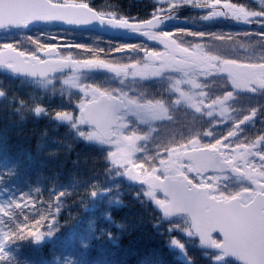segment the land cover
Masks as SVG:
<instances>
[{
    "label": "snow or ice",
    "instance_id": "obj_1",
    "mask_svg": "<svg viewBox=\"0 0 264 264\" xmlns=\"http://www.w3.org/2000/svg\"><path fill=\"white\" fill-rule=\"evenodd\" d=\"M97 26L135 39L70 38ZM0 30V70L34 86L0 88V264H264V0H0ZM61 128L100 167L62 180Z\"/></svg>",
    "mask_w": 264,
    "mask_h": 264
},
{
    "label": "trees",
    "instance_id": "obj_2",
    "mask_svg": "<svg viewBox=\"0 0 264 264\" xmlns=\"http://www.w3.org/2000/svg\"><path fill=\"white\" fill-rule=\"evenodd\" d=\"M94 3L98 7H104L107 4H118L120 8L128 14H140L144 16L151 11V7L155 3V0H94ZM183 15H194V13L185 12L183 13ZM215 29L216 28H213L212 30ZM2 36L3 32L0 31V37ZM70 38H74L80 42H101L100 37L88 31H77L75 33H71ZM97 38L99 39L97 40ZM104 42H107V40H104ZM153 87H155V85H153ZM0 88L5 89L9 93V96H11L13 93L25 94L29 91H32L34 86L22 82L20 80L9 79L3 74V70H0ZM6 103L7 101H5L4 98H0V126H2L4 118H8L12 121L18 120V117L11 113L10 108L8 109V111H4V106ZM181 115V113H177L178 117ZM33 126L34 125L32 124V122H28L26 125V129H31ZM37 127H43V122H41L40 125H38ZM54 136L63 137L64 129L61 128L57 132H50L48 138V147L45 149V152L51 151L53 149H59V154L57 156L48 157V160L50 162L58 163L59 161H66L65 167L62 170V180H67L68 174L73 170L77 171L79 174L82 175H89L91 169L100 167V164H94L92 160V157L94 155L92 150L85 147L83 144H78L75 145L72 149H68L66 144L61 145L55 143L52 139V137ZM65 140H67L66 137ZM32 147L33 151H35L34 142ZM77 159L78 163L74 165L72 161ZM32 179L35 180V174L32 175ZM122 191L123 195L121 198L123 199L126 207L122 208L120 215L130 217H138L140 215H144L146 218V211L141 207L138 202L135 201L132 196V193L127 190ZM72 211L75 213L76 211H78V209L73 208ZM125 243H128V241H125ZM192 254L196 257L197 264H204L203 258L201 257V254L198 249H193ZM40 255L44 258L50 259L52 256L51 245L43 248ZM148 257L153 260L161 261L163 262V264H176L174 258L165 249H156L154 251L150 250L148 252ZM132 264H135V259H133Z\"/></svg>",
    "mask_w": 264,
    "mask_h": 264
},
{
    "label": "flooded vegetation",
    "instance_id": "obj_3",
    "mask_svg": "<svg viewBox=\"0 0 264 264\" xmlns=\"http://www.w3.org/2000/svg\"><path fill=\"white\" fill-rule=\"evenodd\" d=\"M122 8H123V6H122ZM216 28H221L224 31H228V30L240 31V30H242L244 28V26L243 25H237L235 23H225V24H222V25H217ZM97 36L101 38V42H99L101 44V46H103L105 44L104 40H107V41L108 40H114V39L126 40V39H123V38H120V37H116V36H105V35H102V34H97ZM246 103H247L246 100L238 101V104L239 105H244Z\"/></svg>",
    "mask_w": 264,
    "mask_h": 264
},
{
    "label": "water",
    "instance_id": "obj_4",
    "mask_svg": "<svg viewBox=\"0 0 264 264\" xmlns=\"http://www.w3.org/2000/svg\"><path fill=\"white\" fill-rule=\"evenodd\" d=\"M88 30H92V31H95L99 34H105V35H108V36H112V35H116V36H119L121 38H125V39H128V38H135V37H132L130 34H125L123 32H117V31H105L104 29L100 28L99 26L95 27V28H90ZM1 31V30H0Z\"/></svg>",
    "mask_w": 264,
    "mask_h": 264
},
{
    "label": "rangeland",
    "instance_id": "obj_5",
    "mask_svg": "<svg viewBox=\"0 0 264 264\" xmlns=\"http://www.w3.org/2000/svg\"><path fill=\"white\" fill-rule=\"evenodd\" d=\"M216 27H217V26H216ZM183 119H184L183 115H181V116H179V117L177 116V120H178V121H182Z\"/></svg>",
    "mask_w": 264,
    "mask_h": 264
}]
</instances>
